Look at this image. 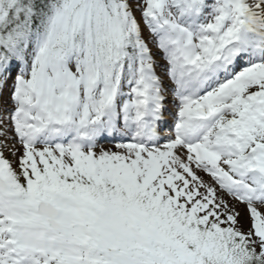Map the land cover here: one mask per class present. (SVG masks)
Here are the masks:
<instances>
[{
    "label": "snow or ice",
    "instance_id": "snow-or-ice-1",
    "mask_svg": "<svg viewBox=\"0 0 264 264\" xmlns=\"http://www.w3.org/2000/svg\"><path fill=\"white\" fill-rule=\"evenodd\" d=\"M0 264H264V0H0Z\"/></svg>",
    "mask_w": 264,
    "mask_h": 264
}]
</instances>
